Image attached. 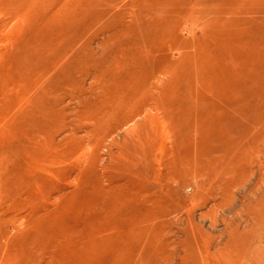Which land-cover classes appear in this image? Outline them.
Returning <instances> with one entry per match:
<instances>
[{
    "label": "rangeland",
    "instance_id": "374dc122",
    "mask_svg": "<svg viewBox=\"0 0 264 264\" xmlns=\"http://www.w3.org/2000/svg\"><path fill=\"white\" fill-rule=\"evenodd\" d=\"M113 263L264 264V0H0V264Z\"/></svg>",
    "mask_w": 264,
    "mask_h": 264
},
{
    "label": "bare ground",
    "instance_id": "6f19581e",
    "mask_svg": "<svg viewBox=\"0 0 264 264\" xmlns=\"http://www.w3.org/2000/svg\"><path fill=\"white\" fill-rule=\"evenodd\" d=\"M60 4V3H59ZM192 12V11H191ZM65 14V13H64ZM163 19V18H162ZM190 19V18H189ZM148 26V25H147ZM182 26H183V24H182ZM184 30V29H183ZM197 30V29H196ZM124 31V30H123ZM186 32V31H185ZM199 39H201V37L199 38ZM203 42H206V41H203ZM208 46V45H207ZM213 49V48H212ZM85 61V60H84ZM183 65V64H182ZM201 66H203V65H201ZM198 67V66H197ZM167 68V67H166ZM168 69V68H167ZM170 69V68H169ZM174 69H175V67H174ZM178 69H179V67H178ZM199 69V68H198ZM201 69H202V67H201ZM205 69V65L203 66V70ZM165 70V69H164ZM171 70V69H170ZM92 72V71H91ZM197 72H202V71H197ZM160 73V72H159ZM164 73V72H163ZM162 73V74H163ZM197 74V73H196ZM200 74H202L203 75V72L202 73H200ZM200 74H198V77H199V79H201L202 77H201V75ZM163 75H165V73L163 74ZM152 76H154V75H152ZM157 76H159L160 78H161V76L160 75H158L157 74ZM195 77H196V75H195ZM80 78V77H79ZM89 78H90V80H92V81H99V76L97 75V74H93V75H90L89 76ZM154 78H155V76H154ZM153 78V79H154ZM157 78V77H156ZM196 79H197V77H196ZM210 79V78H209ZM137 80V79H136ZM158 80L159 79H157V81H156V79H154V80H149V82L150 81H154V82H152V86L150 85V87H149V82L147 83L146 82V84H148L147 86H145L144 85V89L142 88V87H140V88H142V90H144V91H142V95L143 96H146V95H144L143 93H145L147 90L148 91H150L149 90V88H151L152 87V90H151V92H150V94L148 93V92H146L145 94H147L148 96V98L145 100V98H144V100L142 101V98H141V96H140V88H139V86H138V90H139V93L140 94H138L137 92H136V94H138L137 95V97H132V99H135L136 101H137V98H138V96H139V98L141 99V101H140V99H138V101L140 102V106H139V104H138V106H137V104H136V107H133L130 111H128V112H123V114H122V119L119 121V122H117L115 125H116V130L114 131V133H116V134H118V132L119 131H122L123 130V132H125L126 134H128V133H131V132H134V130L135 129H137V127H140V126H142V125H145V121L146 120H148V121H150V122H152V120H153V118L151 119V117H146V116H144V115H147V114H150L151 115V112L152 111H155V115H156V118L158 117L157 115H158V109H159V98L161 99V96L159 97L158 96V94H160L157 90L159 89L160 90V88L161 87H159L158 88V86H159V82L161 81H163L162 79L161 80H159V82H158ZM202 80H203V78H202ZM198 80V81H200V82H202L203 83V81H205V80ZM84 81V80H83ZM256 81V80H255ZM254 81V82H255ZM258 82V81H257ZM141 84V83H140ZM72 85H76V82H74V84H72ZM105 85V84H104ZM103 85V86H104ZM261 85V84H260ZM141 86V85H140ZM146 87H148V88H146ZM262 87H263V85H262ZM196 88H197V86H196ZM199 88V87H198ZM197 88V89H198ZM147 89V90H146ZM162 90V89H161ZM200 90V89H199ZM204 90V89H203ZM163 91V90H162ZM201 91V90H200ZM161 92V91H160ZM163 95V94H162ZM200 95V94H199ZM119 99V98H118ZM132 99H129V100H132ZM121 100V99H120ZM122 101H124V100H122ZM136 101L134 102V103H136ZM131 102H133V101H131ZM234 102V101H233ZM133 103V104H134ZM130 104H132V103H130ZM132 104V105H133ZM240 104V103H239ZM135 105V104H134ZM122 106V105H121ZM131 107V106H130ZM161 108H162V106H161ZM236 111V110H235ZM218 114V113H217ZM155 118V117H154ZM143 121V123H141ZM132 125H133V127H132ZM144 127H146V126H144ZM154 131V130H153ZM136 132H138V131H135V134H136ZM145 132H146V134L147 133H149L148 131H147V129L145 130ZM138 134V133H137ZM136 134V135H137ZM139 135H141V134H139ZM144 135H145V133H144ZM149 135V134H148ZM108 136V135H107ZM117 136H119V135H117ZM103 138V137H102ZM128 138L127 137H124V143H125V145H126V140H127ZM153 139V138H152ZM137 140H139L140 142V144H145V143H147V136L145 135V136H143V138L141 139V136H138L137 135ZM195 142L196 141H194V144L192 143V145H195ZM197 144V143H196ZM131 145H132V143H131ZM188 146V145H187ZM198 152H199V150H198ZM250 152V151H249ZM190 157H191V155H190ZM190 157H188L189 159H188V162L189 163H191L192 161L191 160H193V162L195 163V160H194V156H193V159H192V157H191V159H190ZM236 157V156H235ZM201 159V158H200ZM199 159V160H200ZM159 159H158V157L156 158V162H159L158 161ZM176 160H180V158L179 159H176ZM190 160V161H189ZM197 161H198V159H197ZM185 162V163H184ZM187 162V160L186 161H180V162H177V161H174V162H171L170 164H171V168H170V170L168 171V172H166L165 174H161L160 172L158 173V171H156L157 173H155V176H154V179H153V182L155 183V184H158V186H160V187H163V186H165L164 188L165 189H170V188H174V186H180V185H182V186H190V187H192V189H194V196H196V197H200L203 201H205L206 202V204L208 205V204H210V202H213V204H212V208H215V207H219L220 206V204H216V202L218 201V200H220L219 198H218V196H220V193L222 192V190H223V188L224 187H222V186H220V183L218 182V176H217V174L216 173H214V171L213 172H210L209 170H207L205 167H204V163H202V164H199V165H196V163H195V168L194 169H192V167L189 165V163ZM198 162H200V161H198ZM232 164V163H231ZM234 164V163H233ZM192 166H193V163H192ZM6 174V173H5ZM133 183V182H132ZM228 183V182H227ZM131 184V183H130ZM129 184V185H130ZM136 184V183H135ZM156 188V187H155ZM133 189V188H132ZM222 189V190H221ZM156 191H155V189H154V193H155ZM227 192V191H226ZM155 195V194H154ZM159 198V197H158ZM156 206V205H155ZM143 212V211H142ZM139 216V215H138ZM202 216H204V215H202ZM157 218H158V216H157ZM150 225V224H149ZM126 229H128V228H126ZM163 231V230H162ZM146 232V231H145ZM167 234V233H166ZM166 236V235H165ZM148 237V236H147ZM171 237V236H170ZM160 239V238H159ZM95 240V239H94ZM128 241V240H127ZM150 241V240H149ZM164 241V240H163ZM148 242V241H147ZM147 242H145V243H147ZM153 242H154V240H153ZM150 243V242H149ZM148 244V243H147ZM151 244V243H150ZM87 245V244H86ZM92 245V244H91ZM137 245V244H136ZM143 245V244H142ZM98 246V245H97ZM106 247V246H105ZM146 247H148V246H146ZM90 248V247H89ZM93 248V247H92ZM95 248V247H94ZM93 248V249H94ZM141 248H142V246H141ZM117 249V248H116ZM89 251H90V249H89ZM95 251H97V250H95ZM122 252V251H121ZM148 252H149V250H148ZM90 253V252H89ZM99 253V252H98ZM116 253V252H115ZM93 255V254H92ZM125 257V256H124ZM104 258V257H103ZM128 258V257H127ZM164 258V257H163ZM175 258V257H174ZM89 259V258H88ZM122 259V258H121ZM138 259V258H137ZM165 259V258H164ZM125 260H126V258H125ZM113 261V260H112ZM131 262V261H130ZM168 263V262H167ZM174 263V262H173ZM114 264V263H113Z\"/></svg>",
    "mask_w": 264,
    "mask_h": 264
}]
</instances>
